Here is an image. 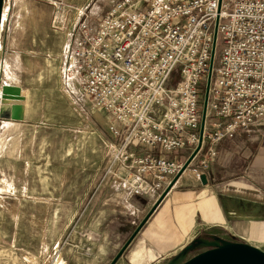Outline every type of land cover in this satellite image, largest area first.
Segmentation results:
<instances>
[{
    "label": "built area",
    "instance_id": "built-area-1",
    "mask_svg": "<svg viewBox=\"0 0 264 264\" xmlns=\"http://www.w3.org/2000/svg\"><path fill=\"white\" fill-rule=\"evenodd\" d=\"M79 33L69 62L80 61L82 95L108 115L114 174L134 195L164 190L182 168L162 151L198 145L209 71L201 146L264 123V0H115Z\"/></svg>",
    "mask_w": 264,
    "mask_h": 264
},
{
    "label": "rangeland",
    "instance_id": "rangeland-1",
    "mask_svg": "<svg viewBox=\"0 0 264 264\" xmlns=\"http://www.w3.org/2000/svg\"><path fill=\"white\" fill-rule=\"evenodd\" d=\"M67 1L31 0V3L50 7L68 4L71 7L68 26L76 24L79 33L82 23L94 29L113 0ZM5 3L3 0L2 11H5ZM39 22L43 31L46 22L43 15L39 16ZM4 28L5 20L0 27V36ZM221 38L219 34L214 64H218ZM51 63L43 72L41 84L35 77L28 79V84L34 87L35 103L38 102L32 119L42 117L45 123L21 126L22 130L15 132L18 139L11 143L15 145L0 151V181L6 179L14 186L4 188L3 194L13 199L5 205L8 213L3 231L7 232L15 225L10 213L14 208L19 209L22 213L18 221L19 242L33 264L36 258V264H58L59 260L65 264H125L121 258L127 254L130 242L114 260L115 256L136 227L142 221V225L146 223L179 179L187 183L181 188H202L192 184V181H198V184H209L206 188L215 184L217 189L222 183L241 178L244 167H248L259 148V140L255 139L258 133L252 132L264 125L258 123L232 139L216 143L204 141L165 195H161L163 190L143 195L131 193L132 196L126 199L122 197L123 190L128 189L120 178L124 176L123 172L119 170V176L114 174L121 167L114 161L119 141L107 128L108 115L93 109L82 91L80 94L65 91L64 82L69 88V79L82 75L75 61L71 64L68 60L63 74L58 73V60ZM195 148L162 151L161 154L185 162ZM130 149L149 152L147 147H139L136 142ZM209 149L215 150L212 160H208ZM153 152L158 153L155 149ZM148 194L154 197L149 198ZM252 222L264 223V218ZM230 224L231 227L228 224H223L225 227L197 226L195 234L172 255L150 264H180L204 250L228 242H245L264 250V236H258V231L264 232V224L258 229L253 228L250 234L248 221L237 219L231 220ZM145 252L143 247L137 246L131 257L141 258ZM148 254L153 256L150 251Z\"/></svg>",
    "mask_w": 264,
    "mask_h": 264
},
{
    "label": "crops",
    "instance_id": "crops-1",
    "mask_svg": "<svg viewBox=\"0 0 264 264\" xmlns=\"http://www.w3.org/2000/svg\"><path fill=\"white\" fill-rule=\"evenodd\" d=\"M4 1L6 7L2 14L1 25L5 20V28L0 36L1 83L22 89L24 109L22 120H0V151L6 150L10 145L11 147L15 145L11 143H15L14 141L18 139L19 135L15 132L21 131V126L29 123H33V125L45 123L42 117L36 118L34 121L32 119L33 111L38 108V102L35 103L34 87L28 84V79L35 77L41 84L43 72L49 69L51 61L57 60L60 63V66H57L58 73L62 72L63 74L68 66L69 58L75 53L79 39L77 25L68 26V16L71 10L68 4L50 7L31 3V0ZM113 2L114 0L111 4ZM42 15L46 19L43 31L39 26V16ZM76 65L80 67V61ZM77 78L76 75L69 79V88H66L64 82V88L68 94L70 91L81 93L82 75L78 78L80 81ZM60 81L59 78V84ZM41 92L44 94L43 88ZM40 104L42 107L43 99ZM258 124L264 123L258 122ZM252 132L258 133L255 139L259 140V148L250 160L248 167H244L242 177L222 183L218 185L217 189H215V184L206 188L209 184L203 185L201 182L198 184V181H192V184L196 187L203 186L202 188H181L182 184L186 185L187 183H183L185 181L179 179L146 223L138 229L133 242L129 243L127 254H123L121 258L123 263L150 264L153 261L166 258L182 246L190 235L195 234L197 226L204 224L224 227L223 224H228L231 227V220L242 219L248 221L249 234L253 228L258 229L264 224L252 222L264 218L261 215L264 213V125H260V129L256 127V130ZM5 187L11 189L14 186L6 179L0 181V264H33L29 262L25 254L26 251L22 249L19 242L18 221L22 214L19 209L14 208L10 213L15 225H12V228H9L7 232L3 231L5 217L8 213L5 205L13 199L3 194ZM123 192L122 197H126V199L132 196L129 189H124ZM147 197L153 198L154 195L148 194ZM150 203H154V201ZM147 211L145 210L144 213ZM258 232V236H264L263 231ZM137 246L143 247L146 252L141 258L134 259L131 255ZM149 251L152 252V257L148 256ZM35 261L36 264L37 258Z\"/></svg>",
    "mask_w": 264,
    "mask_h": 264
},
{
    "label": "water",
    "instance_id": "water-1",
    "mask_svg": "<svg viewBox=\"0 0 264 264\" xmlns=\"http://www.w3.org/2000/svg\"><path fill=\"white\" fill-rule=\"evenodd\" d=\"M2 6L3 0H0V24L2 17ZM0 61H1V50H0ZM210 71L208 73L206 91L204 95L203 109H202V119H201V129L199 143L186 159L182 168L174 176L172 181L163 190L162 196L165 195L171 188L175 180L178 178L183 168L186 167L191 158L201 147V136L203 130V122L206 110L207 95H208V85H209ZM23 109H24V95L22 89L17 86L5 85L1 83V73H0V120H22L23 119ZM157 204V203H156ZM155 206V205H154ZM153 208L151 209V211ZM149 212V214L151 213ZM143 224V221L135 229L133 234L129 237L126 243L123 245L122 249L115 256L114 260L120 256L123 249L128 245L130 240L133 238L135 233ZM180 264H264V250L245 243V242H228L217 247H213L204 250L188 260Z\"/></svg>",
    "mask_w": 264,
    "mask_h": 264
},
{
    "label": "bare ground",
    "instance_id": "bare-ground-1",
    "mask_svg": "<svg viewBox=\"0 0 264 264\" xmlns=\"http://www.w3.org/2000/svg\"><path fill=\"white\" fill-rule=\"evenodd\" d=\"M2 14H3V11H2ZM1 23H2V17H1ZM0 27H1V24H0ZM58 264H65L63 261H61V260H59L58 262H57Z\"/></svg>",
    "mask_w": 264,
    "mask_h": 264
}]
</instances>
